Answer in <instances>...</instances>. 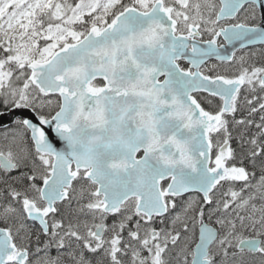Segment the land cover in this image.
I'll return each mask as SVG.
<instances>
[{
	"label": "snow or ice",
	"instance_id": "1",
	"mask_svg": "<svg viewBox=\"0 0 264 264\" xmlns=\"http://www.w3.org/2000/svg\"><path fill=\"white\" fill-rule=\"evenodd\" d=\"M0 264H264V0H0Z\"/></svg>",
	"mask_w": 264,
	"mask_h": 264
},
{
	"label": "flooded vegetation",
	"instance_id": "2",
	"mask_svg": "<svg viewBox=\"0 0 264 264\" xmlns=\"http://www.w3.org/2000/svg\"><path fill=\"white\" fill-rule=\"evenodd\" d=\"M212 62H215V61H212Z\"/></svg>",
	"mask_w": 264,
	"mask_h": 264
}]
</instances>
